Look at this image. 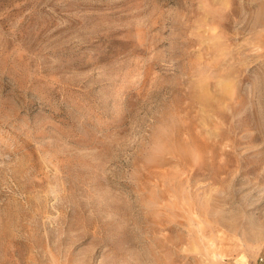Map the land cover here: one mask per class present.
<instances>
[{"label": "rangeland", "instance_id": "374dc122", "mask_svg": "<svg viewBox=\"0 0 264 264\" xmlns=\"http://www.w3.org/2000/svg\"><path fill=\"white\" fill-rule=\"evenodd\" d=\"M0 264H264V0H0Z\"/></svg>", "mask_w": 264, "mask_h": 264}]
</instances>
